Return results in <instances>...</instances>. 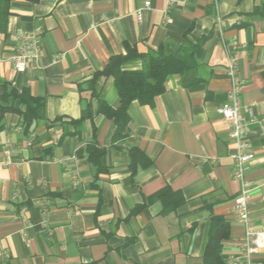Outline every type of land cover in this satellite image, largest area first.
<instances>
[{"label":"crops","instance_id":"crops-1","mask_svg":"<svg viewBox=\"0 0 264 264\" xmlns=\"http://www.w3.org/2000/svg\"><path fill=\"white\" fill-rule=\"evenodd\" d=\"M1 4L2 0H0ZM145 3H149L146 7ZM264 0H10L0 20V105L7 90L43 98L37 118L23 122L7 113L0 122V264H203L210 221L229 227L221 259L240 254L243 226L233 200L235 145L217 113L229 80L222 39L237 58L241 101L251 119L245 139L253 158L249 220L264 223V17L253 14ZM6 5H0V15ZM140 21H136V14ZM220 22L216 24V19ZM188 33V34H187ZM187 34L207 37L198 67L171 75L154 106L132 102L127 136L112 142L113 124L97 114L87 82L125 44L137 52L161 49L172 56ZM28 35L39 54L23 73L12 57L17 38ZM140 59L121 65L139 70ZM99 100L115 109L111 77L95 82ZM90 100V101H89ZM90 103L92 118L78 127ZM105 149V173L87 160L93 141ZM137 148L152 165L129 168L128 150ZM164 188L183 202L168 214L153 196ZM264 264V249L254 257Z\"/></svg>","mask_w":264,"mask_h":264},{"label":"trees","instance_id":"trees-1","mask_svg":"<svg viewBox=\"0 0 264 264\" xmlns=\"http://www.w3.org/2000/svg\"><path fill=\"white\" fill-rule=\"evenodd\" d=\"M10 0H2L0 5H6L0 15L3 24L7 15V4ZM30 3H37L39 0H26ZM253 14L264 17V5L256 7ZM0 32L4 28L0 27ZM188 34V33H187ZM185 34L177 51L172 56H166L161 49L149 50L139 53L134 47L125 44L124 55L111 56L107 64L92 74L87 82L89 98L97 100L96 113L104 116L113 124L114 132L112 142L123 140L127 136V125L129 122L128 109L132 102H137L141 106H154L156 99L165 93L166 80L171 75L184 76L192 73L198 67L199 55L202 52L204 42L207 37L197 40H190ZM140 59L142 67L139 70L124 71L121 69L122 63ZM100 77H111L113 86L118 96V106L113 109L104 101L99 100L95 90V82ZM4 93L1 97L4 102L0 105V122L7 113H13L20 117L23 122H31L37 118V111L45 106L43 98L33 97L27 90L16 92L14 89L7 90L4 83ZM89 100V101H90ZM92 113L90 103L76 121L69 124L78 127L85 120H91ZM87 160L95 167L97 174L105 173L101 159L105 155V149L99 148L95 143V129L93 128V141L86 146ZM130 157L129 168L131 176L141 168L152 165V161L137 148L128 150ZM153 199L162 203V214H168L177 208L182 202V196L178 192H173L169 188H164ZM229 236V227L220 217H213L210 221L207 243L203 254V264H224L221 259V242Z\"/></svg>","mask_w":264,"mask_h":264},{"label":"built area","instance_id":"built-area-1","mask_svg":"<svg viewBox=\"0 0 264 264\" xmlns=\"http://www.w3.org/2000/svg\"><path fill=\"white\" fill-rule=\"evenodd\" d=\"M191 0H167L168 6L186 4ZM146 7L149 3H145ZM136 21H140V15L136 14ZM220 19H216V24ZM226 61V75L229 80V88L226 100L219 105L217 113L229 127V137L235 145V167L231 173L233 179L239 183L238 195L233 200V209L236 220L243 226L244 234L240 241L242 249L238 256L229 258L228 264H255L254 257L264 249V223L260 229H253L249 220L250 182L246 177V171L253 154L249 151L245 139L248 125L251 123L246 114L247 111L241 101L242 82L237 75V58L222 39V31L219 30ZM39 54L37 43L28 35L17 38L14 55L11 63L16 73H23L29 67L31 61ZM264 127V120L262 122Z\"/></svg>","mask_w":264,"mask_h":264}]
</instances>
